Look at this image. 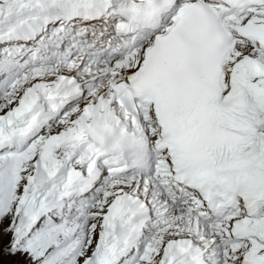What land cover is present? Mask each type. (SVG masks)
Masks as SVG:
<instances>
[{
  "label": "bare ground",
  "instance_id": "obj_1",
  "mask_svg": "<svg viewBox=\"0 0 264 264\" xmlns=\"http://www.w3.org/2000/svg\"><path fill=\"white\" fill-rule=\"evenodd\" d=\"M25 2L29 3L25 4ZM0 3L4 4L3 19H0V39L5 37H16L21 39H26L28 37L37 38L45 33L43 40H47V38H49L51 35L46 34L47 29L52 26L59 18L65 19L68 25L77 24L78 21L72 19V13L77 11V5L80 7L78 11H81L86 7L85 5L82 6L78 0H0ZM26 6H28L30 12H27ZM63 30L65 31L66 27L54 32V36H59ZM5 40L10 42V38H5ZM1 45L2 44L0 43V46ZM32 45L33 43L26 44L24 48L26 50H24L22 54L24 55L33 50V47H31ZM35 49L36 50L30 54V57L35 53L38 54L39 48L36 47ZM80 54L78 56L79 62L73 59L71 61L70 67H66L64 63H58L57 66L59 68H55L53 66H41L32 69V71L24 73V82L22 84L24 88L19 94L17 100L11 101L8 99L10 94L6 95L5 103L8 105L10 110H8V108L6 111H4L5 113L1 114L0 112V118L6 114L7 122L19 124L22 120L31 116L35 117L38 115L39 117L43 107L47 104L52 115L50 118L52 119L50 123L52 124L51 126H53L54 120L57 117V115L55 116L54 114H57L58 111L63 110V108L67 106L66 103L69 101L67 99L64 100V97H61L60 95H64L63 93H68L70 94L69 97H72L78 93L75 90L77 88H82V85L85 84V88L88 89L91 88L96 81L104 80L101 87L99 88L101 91L105 90L104 92L101 93L100 91V93H95L92 95L93 97L91 100L85 103L83 108L69 113L64 119L63 123L61 125L58 124L60 132L50 134V131L48 136L45 135V137L41 140L42 143L39 144L40 149L38 148V151L36 152L37 156L35 160L32 158V160L26 162L22 167L15 169V165H18V159L12 160L5 158L4 164L0 166V170L3 173L0 175V184H3V186L7 188L5 193L0 191V210L3 212H8L9 216L7 217V220L11 221L12 219V223L15 225L24 220V215L26 216L28 213H33L37 209L33 200L35 196L41 195L43 200L49 197L47 192L43 193L42 191L43 185L45 183L48 184V182L51 181L50 179H53L52 175L56 177L55 181L62 180L60 170L55 168L53 164L55 161L58 162L61 160H68V157H70V151L66 148L58 149L54 145V141L60 140L70 133L79 134L84 129L97 128L100 122L109 120L110 116H118L120 114L119 108H117L115 103H111V98H109V94L107 93V91L110 89L111 83L116 80L114 75H109L108 73L112 69H115L114 61L109 58L92 56V62L88 65V67H86L87 71H84L85 68L81 69L83 70V73L80 75V68L85 66L83 62L86 61L84 59L86 55L83 53ZM99 73L101 74L99 75ZM229 77L232 79L235 77V74L232 75L231 72ZM72 79L75 81V89H72L69 85V82ZM102 94L105 96L107 94L108 95L105 97ZM95 95L97 96L95 97ZM48 122L49 121H47L46 125H48ZM4 127L6 131L14 132V130H11L6 125V122H4ZM3 133L4 131H0V142H3L2 145H0V151L2 148H4V146L15 147L16 135H13L8 141L7 139L1 138ZM5 140L7 142H5ZM35 146L32 145V153L35 152ZM88 146L89 145L86 143V141H84L82 144L83 149H81V146H79L76 150L75 148H72V150L77 152V156L80 155L81 160H87L89 158V161L92 159L93 161L97 162L98 157L94 158L92 149H90V152V146ZM54 150L57 152L56 155H54ZM11 170H13V172ZM20 172H26L28 174L35 172V175H32V178L30 179L31 181L23 186L24 182L22 179H20ZM108 179L109 180L105 182L107 177L103 178V180H105L103 183H108L111 180V177L108 176ZM129 179H115V182L117 181L116 185L110 187H107L106 185V195H104L101 199L99 208L102 205L103 207L104 205L106 207L110 201L114 199L115 202L109 211H105V209L100 211V219H88L85 217L72 219L75 217V214L73 213L74 209L67 210L66 208L60 207H52L50 209L42 207L41 209H43V214H41V217H38V213L36 216L33 215L34 218L32 217V219H28L29 224H32L33 220L37 221L39 219H43L45 225L50 227L46 232L39 236L38 240L36 239L35 241L36 244L34 245V251L38 253L35 258L36 263L40 264L43 261L41 258V253L45 252V248H48V250L50 249L51 252H57L55 249L58 245L60 247V244H70V242H73L70 246V249H68L69 251H66L64 255H62V253L57 254L54 252V255H57H49L47 264H82L83 261L88 258L90 261L89 264H108L113 258V252L109 250V252L106 254L99 253L101 250L98 248V241H103L105 238L110 239V241L115 240L119 235H122L124 239H126L127 235L131 232V230L127 228L126 223L118 227V224L113 220L111 213L121 211L130 202V200H128L129 197L142 193L139 192V188L143 181L138 176L131 178L133 180ZM96 185L97 184L88 190L77 187L74 193L70 190H66L65 192L67 194L63 197V201H65L64 198H68L69 200L72 199L75 194H77V196L83 195L85 193L86 196L94 195V192L96 191ZM32 192L36 193V195L28 199V194ZM151 192L153 191L150 188L146 193H142V196H148L151 194ZM153 196H156V194H153ZM99 197L101 196L99 195ZM13 199H17L19 201L18 207H13V205L10 207L11 204L9 202ZM23 201H25V206L21 205ZM26 202L30 205V208L26 206ZM97 207L98 205L96 208ZM171 212L172 213L168 216V219L165 222V226L161 229V233L154 235V238L148 247L151 251V254H154L153 252L155 250L156 253L154 255L149 254V256H145L143 263L141 262V264H147V258L149 257L150 259L154 257L153 260H151L153 264H160L162 261L172 262L181 256V246H199V242L205 240L207 236L212 241L211 243H208L207 251L209 248L215 249L217 247L218 239L214 235L209 236V230L190 224L187 219L183 218V212L177 207ZM57 223H60L61 225L59 224L58 226ZM54 224H57L56 227ZM155 229L157 228L148 227L145 235L152 234ZM59 231L63 233L60 235V237H57L56 234ZM77 235H79V237ZM167 236H171L173 238L170 239V237ZM107 239L106 241H108ZM129 239L130 237H128L125 242H131ZM118 240L119 239H117V241ZM52 241H54V244H50ZM91 242H97L96 247L93 248ZM48 244L50 245L46 247ZM83 244H85L86 250H82L80 255H76L75 257L74 253L76 252V249ZM136 246L139 248H146L148 246V240L146 242V239L143 236L137 240ZM152 249L155 250L152 251ZM124 257H129V255ZM122 260L123 259L120 261Z\"/></svg>",
  "mask_w": 264,
  "mask_h": 264
},
{
  "label": "rangeland",
  "instance_id": "obj_2",
  "mask_svg": "<svg viewBox=\"0 0 264 264\" xmlns=\"http://www.w3.org/2000/svg\"><path fill=\"white\" fill-rule=\"evenodd\" d=\"M56 32V31H55ZM51 34H53V33H51ZM54 35V34H53ZM81 55V54H80ZM75 60V59H74ZM58 63H63V62H58ZM90 64V63H89ZM54 66H55V68L57 67V65L56 64H54ZM53 66V67H54ZM69 66V65H68ZM86 67H88L87 65L86 66H84V67H81L80 68V75H82V71L83 70H81V69H83V68H85L84 69V71H87L86 70ZM109 73V72H108ZM22 74V73H21ZM24 74V73H23ZM20 82L18 83V85H16V87H14L13 88V90L11 91V92H9L8 94H10V97L8 98V99H10L11 101H16L17 100V98L19 97V94L22 92V89L24 88L23 87V82H24V79H23V75H22V77L20 78V80H19ZM104 82V80H100V81H96L94 84H93V86L91 87V88H85V84L84 85H82L83 87L82 88H80V89H76L75 91L76 92H78V93H76L75 95H73L72 97H69L67 100H69L67 103H66V107L65 108H63V110H60V111H58V113H59V115L61 114V113H64V112H66V113H64V114H62L61 116H60V119H58L57 120V122H56V125H55V127L54 128H52V124L50 123H48V125L47 126H49L48 128L51 130V132H50V134L51 133H56V132H60V128L58 127V124H62L63 123V121H64V119L67 117V115L69 114V113H71V112H73V111H76V110H78V109H80V108H83L84 107V105H85V103H87L89 100H91V98L93 97L92 95H94L95 93H100V87H101V85H102V83ZM22 87V88H21ZM92 89V90H91ZM95 90H97L96 92H95ZM105 90H103V91H101V93L102 92H104ZM107 93L109 94V91H107ZM80 95V94H82L81 96H79L78 97V99L77 100H75V102H74V104H73V106L70 108V110H66L67 109V107H68V105L69 104H71V100H72V98L73 97H77L76 95ZM107 94V95H108ZM102 95H104V94H102ZM106 95V96H107ZM97 95H95V97H96ZM105 96V95H104ZM105 96V97H106ZM1 100V99H0ZM5 100H6V96H4V99H3V101H0V112H1V114L2 113H5L4 111H6L9 107H8V105H6V103H5ZM64 100H66L65 98H64ZM45 106H48L47 104L45 105ZM65 106V105H64ZM63 106V107H64ZM8 110H10V108L8 109ZM59 115H57V117L59 116ZM38 116V115H37ZM36 117V116H35ZM56 117V118H57ZM55 121H56V119H55ZM5 133V132H4ZM15 135H17V134H15ZM45 135H49V133H47V134H43L42 135V137L44 138L45 137ZM38 138H40V137H38ZM43 138H41L39 141H37V142H35V144H33L34 146L35 145H37V146H35L36 148H35V152H33L32 153V151H31V148H32V143L30 144V146L26 149V150H24V152L25 153H23L24 155L22 156V158L20 157L17 161H18V165H15V169H18V168H20V167H22L26 162H29L30 160H32V158H33V160H35L36 159V152L38 151V148L40 149V145L39 144H41L42 143V139ZM5 142H7L6 140H5ZM4 142V143H5ZM2 143L3 142H0V145H2ZM82 147V146H81ZM56 150V149H55ZM54 150V151H55ZM6 151H11V150H8V149H5V152ZM31 151V152H30ZM57 154V152L55 151V154L54 155H56ZM5 158H7L6 157V155H4L3 157L2 156H0V166L2 165V164H4V160H5ZM14 170V169H13ZM13 170H11L12 172H13ZM49 170V169H48ZM1 174H3L2 172H1V170H0V175ZM32 175H35V172H31V173H26V172H20V179H22V181L24 182V184H23V186L24 185H26V184H28L31 180V178H32ZM135 177V176H134ZM118 179H120V178H117V180ZM125 179V178H124ZM127 180V179H126ZM129 180H133V179H129ZM111 181V180H110ZM109 181V185H107V187H110V186H113V185H116V182L115 181H111L110 182ZM115 182V183H114ZM105 183V182H104ZM114 183V184H113ZM106 186V185H105ZM6 190H7V188L5 187V186H3V184H0V191L1 192H3V193H5L6 192ZM29 196H27L28 197V199H30L31 197H33V196H35L36 195V193H29L28 194ZM31 195V196H30ZM104 195H106V191L104 190V193L102 194V196L98 199V202H99V204H97L98 205V207L95 209V211L96 212H98L99 214H100V211H103V209H102V207H103V205L99 208V205H100V203H101V199L103 198V196ZM27 197H26V199H27ZM36 199V200H35ZM38 199V200H37ZM34 203H35V207H37V209L33 212V213H28V214H26V216L24 215L23 216V219L24 220H22V222H20V223H18L17 225H15L14 223H12V219H11V221H8L7 219V217L9 216L8 215V212H3L2 210H0V264H38V263H36V261H35V258H36V256L38 255V253H36L34 250V245L36 244V239L38 240V238H39V236L41 235V234H43L44 232H46L50 227L49 226H46L45 225V223H44V221H43V219H39V220H37V217H36V220L37 221H35V220H33L32 222H33V224H34V228L32 229V230H28V231H31V233H29V234H27L26 233V230H27V226H28V224H29V220L28 219H32V217H33V215H37L38 213H39V215H38V217H41V214H43V209H41L42 207H40L39 206V204L41 203V202H43V198H42V196L41 195H38V196H35L34 197ZM41 201V202H40ZM24 202L25 201H23V203L21 204V205H24L25 206V204H24ZM3 203V202H2ZM11 205H10V207L13 205V207H18L19 206V201L16 199V200H12V201H10L9 202ZM18 203V204H17ZM26 206L27 207H29L30 208V205L29 204H27V202H26ZM22 207V206H21ZM39 208V209H38ZM104 208H105V205H104ZM98 210V211H97ZM39 211V212H38ZM34 218V217H33ZM70 218V217H69ZM78 218H83V217H78ZM85 218H88V219H93V218H89V217H85ZM96 219H100L101 217H95ZM72 219H77V217H73ZM68 220V219H67ZM5 222V223H4ZM37 222H39V223H37ZM61 223V222H60ZM60 223H57L58 224V226H59V224ZM57 224H54L55 225V227H56V225ZM53 225V226H54ZM61 225V224H60ZM165 226V224H163L161 227H159V228H157V229H155L154 230V232H153V234L155 235V234H160L161 233V229L163 228ZM22 227V228H21ZM52 229V228H51ZM60 232V233H59ZM57 234H56V236L58 237H60V235H62V233L63 232H61V231H59ZM91 233L93 234V232L91 231ZM153 234H151V235H149V236H147V239L148 240H150V244H151V242H152V239L154 238V235ZM80 235V234H79ZM79 235H77L78 237H79ZM73 236V235H72ZM81 236V235H80ZM186 236V235H185ZM77 237V238H78ZM167 237H170V239L171 238H173V237H171V236H167ZM208 237V236H207ZM205 238V240H207L208 241V238ZM151 238V239H150ZM187 238V237H186ZM55 240H56V238H55ZM205 240H202V241H205ZM146 242H147V240H146ZM73 242H70V244H68V243H63V244H60V247H59V245L56 247V251L57 252H55V251H53L54 253H57V254H60V253H62V255H64L65 254V252L66 251H69L68 249H70V246H71V244H72ZM96 243V244H95ZM200 244L202 243V242H199ZM50 244H54V241H52ZM50 244H48V245H46V247H48ZM98 244H99V242H98ZM149 243H148V247H149V245H150ZM91 245H92V247L94 248V247H96V245H97V242H91ZM205 245V244H204ZM204 245H199V246H204ZM82 250H86L85 249V244H83L82 246H80V247H78L77 249H76V252L74 253L75 254V257H76V255L77 256H79L80 255V253L82 252ZM92 250V249H91ZM63 251V252H62ZM53 252H51V250L49 249L48 250V248H45V252H43V253H41V258H42V262L40 263V264H47V262H48V260H49V255L50 256H52V255H54V253ZM154 254L156 253V250L153 252ZM57 254H55V255H57ZM149 254L150 255H154V254H151L150 252H145L144 253V256L143 257H139L138 258V260L136 261V264H139V263H137V262H139L140 261V264H141V262L143 263V259L145 258V256H149ZM40 255V254H39ZM54 255V256H55ZM61 255V256H62ZM83 255V254H82ZM81 255V256H82ZM84 256V255H83ZM57 257V256H56ZM147 258V257H146ZM153 258L154 257H152L151 259H150V257L149 258H147V264H153V262L151 261V260H153ZM89 258L88 259H85V261H83V263L82 264H89Z\"/></svg>",
  "mask_w": 264,
  "mask_h": 264
}]
</instances>
